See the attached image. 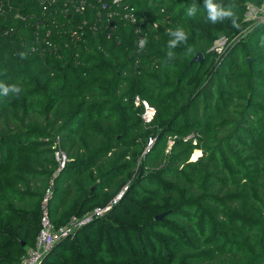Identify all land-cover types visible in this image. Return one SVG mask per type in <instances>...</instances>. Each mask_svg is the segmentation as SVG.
Returning a JSON list of instances; mask_svg holds the SVG:
<instances>
[{"label": "trees", "instance_id": "trees-1", "mask_svg": "<svg viewBox=\"0 0 264 264\" xmlns=\"http://www.w3.org/2000/svg\"><path fill=\"white\" fill-rule=\"evenodd\" d=\"M124 1L136 23L67 46L71 23L53 36L59 53L40 55L27 18L37 1L0 0V83L22 89L0 95V264L35 242L57 136L68 159L49 200L56 225L127 188L39 264H264V22L247 18L264 0H214L233 6L238 26L211 23L204 0ZM94 9L71 22L93 20ZM176 28L187 44L170 49ZM137 96L156 109L149 123Z\"/></svg>", "mask_w": 264, "mask_h": 264}, {"label": "built area", "instance_id": "built-area-1", "mask_svg": "<svg viewBox=\"0 0 264 264\" xmlns=\"http://www.w3.org/2000/svg\"><path fill=\"white\" fill-rule=\"evenodd\" d=\"M36 1L38 12H36V8L33 7L31 9L32 12L27 15V18L36 20L30 48L33 52L40 55L46 53H59L61 44L54 40L53 36H59L63 32L65 25L73 23L68 30H65L69 37V41L64 42V45L68 46L69 43L77 45L82 42L88 30L95 32L97 29H103L106 33V37L110 38L117 28V20L136 23L139 19L134 6L129 5L124 0H95L98 3L97 6H95L92 0ZM88 8H95L94 10L96 13L93 20L85 18L81 22H75V24L71 22L74 14L82 13ZM161 10L163 11L164 8L162 7ZM16 17L26 19L21 13H17ZM247 18L258 22H264V2L261 5H250L247 11ZM136 30L139 31V28ZM218 49L220 50V48ZM218 49L216 47L217 51H219ZM140 102L144 107L142 118L144 122L149 123L154 118L156 109L146 100H140L137 96L135 103L139 104ZM190 136L192 135L188 137ZM172 141L173 138L169 137L168 143L171 144ZM194 142H196V140H194ZM152 143L153 138H149L145 150H147ZM54 157L57 161V167L49 179L48 187L40 203L39 228L35 242L26 249L20 261L15 264H39L46 253H48L59 240L69 234L72 223L78 222L82 225L85 222L103 215L122 198L127 188V184L124 185L118 193L103 206L95 207L93 210L82 215H72L65 224L56 225L50 216L49 200L53 191L54 176L64 167L68 159L60 144L58 136L55 142Z\"/></svg>", "mask_w": 264, "mask_h": 264}, {"label": "clouds", "instance_id": "clouds-1", "mask_svg": "<svg viewBox=\"0 0 264 264\" xmlns=\"http://www.w3.org/2000/svg\"><path fill=\"white\" fill-rule=\"evenodd\" d=\"M204 5L208 10V20L211 23L215 24L217 22H223L226 19L231 18L233 25L238 26V17L236 16L234 8L231 4L225 7L221 4L214 3V0H204ZM196 11L197 7L193 5L187 10V16L195 17ZM168 35L174 37V39H170L168 41V48L170 49L177 48L178 45L181 43L187 44L188 35L182 28H176L175 30L169 29ZM146 44V39L139 41V46L141 47V49H143ZM188 51L191 52L192 49L189 48ZM19 55L21 58H26V53L24 52L19 53ZM167 58L168 60H174L176 58V54L174 52L169 51L167 54ZM21 91V87H19L17 84L6 85L4 83H0V95H3L5 97L10 95L17 96V94H19Z\"/></svg>", "mask_w": 264, "mask_h": 264}, {"label": "rangeland", "instance_id": "rangeland-1", "mask_svg": "<svg viewBox=\"0 0 264 264\" xmlns=\"http://www.w3.org/2000/svg\"><path fill=\"white\" fill-rule=\"evenodd\" d=\"M252 18H253V16H252ZM254 19V18H253ZM226 42H227V39L226 38H222V39H219V40H217V42H216V47H217V49L218 48H220V50H222V49H224V47H225V44H226ZM219 50V49H218ZM219 50V51H220ZM196 149H198V148H196ZM194 150L193 151V153H192V155H191V157H196L198 154H199V149L198 150ZM128 183L130 182V181H127ZM125 193V192H124ZM93 220V219H92ZM92 220H90V221H88V222H85L84 224H79L78 222H74V223H72V225H71V227H70V232H69V234L68 235H66L65 237H63L61 240H63V239H68V238H73L76 234H77V232L78 231H80V230H83L84 228V225L86 226V224H88L89 222H91ZM75 221V220H74ZM61 240H59V241H61ZM58 241V242H59ZM57 242V243H58ZM53 249V248H52ZM51 249V250H52ZM50 250V251H51ZM50 251H48V253L50 252ZM47 254V253H46ZM46 256V255H45ZM44 256V257H45ZM43 259V258H42ZM119 263H120V261H119Z\"/></svg>", "mask_w": 264, "mask_h": 264}, {"label": "water", "instance_id": "water-1", "mask_svg": "<svg viewBox=\"0 0 264 264\" xmlns=\"http://www.w3.org/2000/svg\"><path fill=\"white\" fill-rule=\"evenodd\" d=\"M193 60H195V61H198V60L199 61H202V53L201 52L197 53L196 56L193 58ZM192 158H194V157H192ZM167 212L168 211H164V212L158 213V214L155 215V218L156 219H161V218L164 217V215L167 214ZM22 244L24 245V242L23 241H22Z\"/></svg>", "mask_w": 264, "mask_h": 264}]
</instances>
